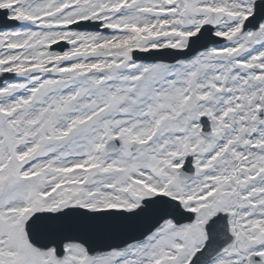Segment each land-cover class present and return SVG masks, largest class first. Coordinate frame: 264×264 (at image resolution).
I'll return each mask as SVG.
<instances>
[{"label": "snow or ice", "instance_id": "6c2138e0", "mask_svg": "<svg viewBox=\"0 0 264 264\" xmlns=\"http://www.w3.org/2000/svg\"><path fill=\"white\" fill-rule=\"evenodd\" d=\"M0 264H264V0H0Z\"/></svg>", "mask_w": 264, "mask_h": 264}]
</instances>
